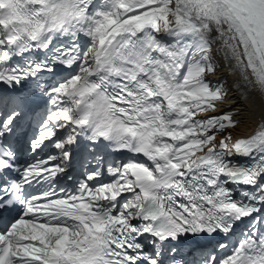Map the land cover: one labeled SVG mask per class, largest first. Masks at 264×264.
<instances>
[{"label":"snow or ice","instance_id":"6c2138e0","mask_svg":"<svg viewBox=\"0 0 264 264\" xmlns=\"http://www.w3.org/2000/svg\"><path fill=\"white\" fill-rule=\"evenodd\" d=\"M61 38L71 47L57 46ZM215 43L264 95V0H0V81L19 85L56 64L78 68L48 90L38 85L55 110L32 148L49 141L66 162L84 135L145 158L109 166L108 182L96 169L57 196L66 165L46 167L58 159L49 156L21 169L5 143L26 104L13 99L0 120V211L18 201L23 212L3 222L0 264H181L173 242L229 235L245 220L231 253L204 264H264V121L230 143L217 133L238 125L231 113L196 119L227 97L206 79ZM39 50L51 55L29 58ZM19 56L24 66L5 67ZM12 172L20 178L9 179ZM42 181L48 190L26 193ZM229 184L250 190L236 199Z\"/></svg>","mask_w":264,"mask_h":264},{"label":"bare ground","instance_id":"6f19581e","mask_svg":"<svg viewBox=\"0 0 264 264\" xmlns=\"http://www.w3.org/2000/svg\"><path fill=\"white\" fill-rule=\"evenodd\" d=\"M218 47L220 48V46ZM239 72L241 71L232 70L231 74L233 73L235 75ZM244 83L246 84V82ZM237 84L233 85L235 90H233L232 95H230L231 99L224 103V110L235 114L237 119L240 122L242 121L243 130L241 134L238 135L244 134L241 137L247 138L250 134L249 131L256 129L259 126L258 123L264 119V95L261 94L258 87L250 86L248 84L247 86L244 84L239 87ZM248 87L250 88L249 91L251 96L248 92L245 93V90H247Z\"/></svg>","mask_w":264,"mask_h":264},{"label":"rangeland","instance_id":"374dc122","mask_svg":"<svg viewBox=\"0 0 264 264\" xmlns=\"http://www.w3.org/2000/svg\"><path fill=\"white\" fill-rule=\"evenodd\" d=\"M238 74L240 75V77H241V79H242L241 82L239 81L240 77H239ZM238 74H235V75H234L233 73L231 74V71H230L229 75H227V76H225V77L227 78V80H228L232 85L238 83L237 86L239 85V87H240V86H242V85L245 84V83H244L245 81H243V77H242L241 72H239ZM233 75H234V76H233ZM236 76H237V79H236ZM238 78H239V79H238ZM235 81H236V83H235ZM239 82H240V84H239ZM242 83H243V84H242ZM245 86H247V84H245ZM249 89H250V88L248 87L247 90H245V93L248 92L249 95L251 96ZM233 90H235V89H234V87L232 86V89H230V92H233ZM243 91H244V90H243ZM231 95H232V94H231ZM230 99H231V97L226 98V100H223V102H222L223 104H222V105L224 106V103L227 102V101H229ZM222 105H221V106H222ZM224 108H225V106L223 107V109H224ZM221 112H223V111H221ZM228 112H229V111H228ZM232 115H233V119L238 120L235 114H232ZM238 121H239V120H238ZM235 128H237V130L242 131V130H243V127H242V121H241V122L239 121L238 125H237L236 127H234V129H235ZM233 133H234L235 135L241 134V133H237V132H233ZM242 135H244V134H242ZM242 135H239V136H242Z\"/></svg>","mask_w":264,"mask_h":264}]
</instances>
